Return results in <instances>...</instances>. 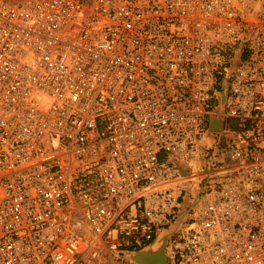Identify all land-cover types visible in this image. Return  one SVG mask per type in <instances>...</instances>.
<instances>
[{
    "label": "built area",
    "instance_id": "2783aa9c",
    "mask_svg": "<svg viewBox=\"0 0 264 264\" xmlns=\"http://www.w3.org/2000/svg\"><path fill=\"white\" fill-rule=\"evenodd\" d=\"M246 2L0 0V264H140L177 227L167 264H264Z\"/></svg>",
    "mask_w": 264,
    "mask_h": 264
},
{
    "label": "water",
    "instance_id": "95a60500",
    "mask_svg": "<svg viewBox=\"0 0 264 264\" xmlns=\"http://www.w3.org/2000/svg\"><path fill=\"white\" fill-rule=\"evenodd\" d=\"M254 7H253V10L256 11ZM221 119L222 120L219 125V124H215V118H213L211 129L213 130L221 129L224 123V119L223 118ZM184 217L185 215L182 217V220ZM177 229L178 227L175 228L174 230L163 232V234H161L157 239H155L152 244L132 253L130 255V258L140 264H167V252H166L167 244H168L170 236H172L177 231ZM151 247L153 249H151Z\"/></svg>",
    "mask_w": 264,
    "mask_h": 264
},
{
    "label": "rangeland",
    "instance_id": "374dc122",
    "mask_svg": "<svg viewBox=\"0 0 264 264\" xmlns=\"http://www.w3.org/2000/svg\"><path fill=\"white\" fill-rule=\"evenodd\" d=\"M251 0H247V4L250 2ZM222 135H224V134H222ZM210 138H209V141L210 142H212L213 140H214V137L212 136V135H210L209 136ZM223 150H225V145L223 144V143H221L218 147H217V157H215V160L214 161H216V162H220V160L222 159L221 158V155H220V152L221 151H223ZM189 197H192V196H189ZM187 204H189L188 203V201H187ZM161 234H163V233H161ZM160 234V235H161Z\"/></svg>",
    "mask_w": 264,
    "mask_h": 264
},
{
    "label": "bare ground",
    "instance_id": "6f19581e",
    "mask_svg": "<svg viewBox=\"0 0 264 264\" xmlns=\"http://www.w3.org/2000/svg\"><path fill=\"white\" fill-rule=\"evenodd\" d=\"M256 6H257V8H256ZM255 7H254V9L257 11V10H259V7H260V4H258V5H256ZM255 12V11H254ZM221 117H215V124H217L218 122H220L221 123ZM151 249H153L152 247H151ZM152 251V250H151Z\"/></svg>",
    "mask_w": 264,
    "mask_h": 264
},
{
    "label": "crops",
    "instance_id": "0c3cea01",
    "mask_svg": "<svg viewBox=\"0 0 264 264\" xmlns=\"http://www.w3.org/2000/svg\"><path fill=\"white\" fill-rule=\"evenodd\" d=\"M217 124H219V125H220V122H218Z\"/></svg>",
    "mask_w": 264,
    "mask_h": 264
}]
</instances>
